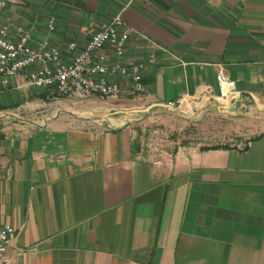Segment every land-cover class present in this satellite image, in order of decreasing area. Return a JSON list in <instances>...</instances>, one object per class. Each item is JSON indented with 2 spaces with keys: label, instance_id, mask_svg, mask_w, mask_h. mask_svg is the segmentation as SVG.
Instances as JSON below:
<instances>
[{
  "label": "crops",
  "instance_id": "obj_1",
  "mask_svg": "<svg viewBox=\"0 0 264 264\" xmlns=\"http://www.w3.org/2000/svg\"><path fill=\"white\" fill-rule=\"evenodd\" d=\"M117 16L151 109L201 101L264 123V0H9L0 26L63 48ZM219 72L235 83L227 106ZM67 101L81 102L0 85L7 264H264V127L236 147L158 146L154 164L133 124L76 126Z\"/></svg>",
  "mask_w": 264,
  "mask_h": 264
},
{
  "label": "built area",
  "instance_id": "obj_2",
  "mask_svg": "<svg viewBox=\"0 0 264 264\" xmlns=\"http://www.w3.org/2000/svg\"><path fill=\"white\" fill-rule=\"evenodd\" d=\"M9 0H0V13ZM54 30V18L47 23ZM131 32L121 16L102 25L84 45L71 41L63 48L49 39L33 42L32 35L22 27L11 31L0 26V85L8 87L13 79L22 77L27 87L47 94L51 99L86 101L91 97H122L142 99L146 93L142 63L124 61ZM107 52L116 59L110 62ZM154 61V57H150ZM219 94L217 101L227 106L236 98L235 83L222 72L216 76ZM172 105H168L169 108ZM173 107H175L173 105ZM149 160L161 162L158 153H150ZM16 237L10 225L0 226V264L8 263V249Z\"/></svg>",
  "mask_w": 264,
  "mask_h": 264
},
{
  "label": "rangeland",
  "instance_id": "obj_3",
  "mask_svg": "<svg viewBox=\"0 0 264 264\" xmlns=\"http://www.w3.org/2000/svg\"><path fill=\"white\" fill-rule=\"evenodd\" d=\"M88 100L87 103L64 102L60 117L76 126L90 128L133 124L152 153L164 145L191 148L241 146L264 127V123L246 115L228 114L230 109L220 113L211 111L212 107L201 101H185L175 108L170 106L175 115H155L159 109H151L139 97H92Z\"/></svg>",
  "mask_w": 264,
  "mask_h": 264
},
{
  "label": "water",
  "instance_id": "obj_4",
  "mask_svg": "<svg viewBox=\"0 0 264 264\" xmlns=\"http://www.w3.org/2000/svg\"><path fill=\"white\" fill-rule=\"evenodd\" d=\"M217 109H215L214 111H216ZM158 114H164V115H175L176 113L173 112L172 110L170 109H161L157 114L155 115H158Z\"/></svg>",
  "mask_w": 264,
  "mask_h": 264
}]
</instances>
